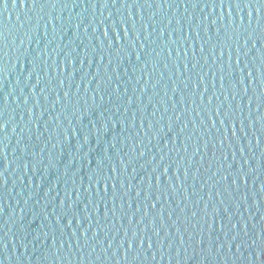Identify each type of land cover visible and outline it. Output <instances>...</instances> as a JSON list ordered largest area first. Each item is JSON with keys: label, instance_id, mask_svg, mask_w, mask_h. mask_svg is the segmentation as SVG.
Here are the masks:
<instances>
[{"label": "water", "instance_id": "1", "mask_svg": "<svg viewBox=\"0 0 264 264\" xmlns=\"http://www.w3.org/2000/svg\"><path fill=\"white\" fill-rule=\"evenodd\" d=\"M206 2L0 5V264H264V33Z\"/></svg>", "mask_w": 264, "mask_h": 264}, {"label": "snow or ice", "instance_id": "2", "mask_svg": "<svg viewBox=\"0 0 264 264\" xmlns=\"http://www.w3.org/2000/svg\"><path fill=\"white\" fill-rule=\"evenodd\" d=\"M23 2L26 3V0H23ZM30 2H31L32 7H36L37 0H30ZM13 3H15V0H13ZM0 5H2L4 8H7V0H0ZM40 6L43 7L44 5L41 4ZM52 6L54 7L55 4H53ZM104 6H107V4L105 3ZM169 6H171V5H169ZM193 6L195 7L196 4H193ZM204 6L205 7H212L213 9H215L216 7H219L222 10L226 8L228 10L227 24L225 25V27L232 29V36L239 35L240 33H245L248 36H252V35H255V33L257 31L264 33V0H207V2L205 3ZM234 8L238 10V13H239V10L242 8L248 9L247 26L245 25L243 16H239V24L236 23V17H234L232 15V10ZM253 10L255 11V14H256L255 17H253ZM253 20H255V28H253ZM212 23L216 24L217 21L213 20ZM219 32H220V29L217 28V33L219 34ZM106 34H107V30H105V35ZM125 34H127V32H125ZM230 38L231 37H226L225 42L227 41V39H230ZM0 43H5L3 31H0ZM5 46H6V43H5ZM200 51L201 52L204 51L203 45H201ZM236 51H237V53L240 52L239 47H237ZM4 55L6 56L7 53L5 52ZM220 55L223 56V51H221ZM229 58L231 59V50L229 51ZM136 59L137 60L141 59L140 54L136 55ZM236 63L237 64L240 63L239 55H237ZM193 67H195V65H193ZM241 71H243V69H241ZM3 72H4V66H3V64H0V73H3ZM256 73H257V76L261 80V84L264 85V65L257 68ZM229 75H231V72H229ZM248 76H249V78L253 77V72L251 69L248 71ZM223 79H224V77L221 76V80H223ZM241 83H243V76H241ZM64 95L68 96V93L65 92ZM257 99L259 100L260 97L257 96ZM216 114L221 117V119H220L221 125H224L225 124V118H227L230 115V112L221 113L220 108L217 107ZM0 115H3V113L0 112ZM257 119L264 120V117H258ZM250 123H254V122L250 121ZM5 127H6V124L3 122H0V131H3ZM261 127L264 128V123L261 124ZM232 128H233V135H235V122H232ZM221 143H223V141H221ZM257 144H259V138H257ZM2 152H3V148L0 147V153H2ZM164 171L165 172L168 171L167 167H165ZM112 172L115 173L116 169L113 168ZM0 176H2V173H0ZM110 180H114V177H105L104 175H100L95 180L97 185H99V184H101V182H103V185L105 186L103 188V192L105 193V195H107V193L109 191V181ZM157 185H159V177H157ZM120 186L123 187V182H121ZM111 188H112V197L115 198L116 193H117V184L115 182H112ZM99 192H100V189L98 188L97 194H99ZM137 195H139V191H137ZM103 199H104V197L101 196V200H103ZM112 211L115 212V207H113ZM105 213L107 215V211ZM68 223L71 224V220H69ZM133 235H136V233H133ZM233 239H235V237H233ZM260 240H261V244L264 245V227H262L260 229ZM139 243L142 245L144 243V240L141 239L139 241ZM133 244H134V242L130 240L128 242V249H132ZM151 246H152L151 242H149V247H151ZM126 254H127V250H126ZM261 255H264V247H261L257 251V257L259 258ZM125 258H126V256H125Z\"/></svg>", "mask_w": 264, "mask_h": 264}]
</instances>
